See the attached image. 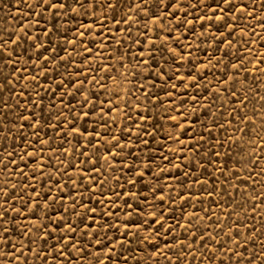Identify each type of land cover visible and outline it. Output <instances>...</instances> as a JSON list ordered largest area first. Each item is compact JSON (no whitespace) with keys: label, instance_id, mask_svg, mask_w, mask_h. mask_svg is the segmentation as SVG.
<instances>
[{"label":"rangeland","instance_id":"374dc122","mask_svg":"<svg viewBox=\"0 0 264 264\" xmlns=\"http://www.w3.org/2000/svg\"><path fill=\"white\" fill-rule=\"evenodd\" d=\"M36 2L37 0H23L22 3L17 0H0V35L7 38L8 33L21 34L20 29L24 25H30L29 34L40 37L39 41L29 40L22 48H17L20 61L15 67H25L27 71L20 73L25 77L38 71L46 72L48 77L46 79L39 76L40 89L33 84L25 87L26 79L16 82L14 77H11L13 84L9 85L4 77L11 71V67L0 62V82L5 85L0 94V160H4L5 152H14L12 159L16 160L15 166L8 164V170L0 171V189L7 183L8 190L12 192L4 208L9 205L21 208L25 203L31 207L32 201L28 198H35L36 193L42 194L39 200L41 208L44 204L43 194L56 197L59 204L61 197L57 189L61 190L63 205L59 211L53 205L48 209V217L55 219L56 216H66L69 222L77 226L72 242L79 241L82 251L76 252L72 244H69L71 255L65 253L53 261L49 255L54 251L52 245L56 249L61 245L52 239L44 253L48 255V264H94L96 251L101 252L98 259L104 260L103 253L112 249L114 244L116 247L110 264H123L124 257L128 258L127 264H136L137 260L140 264H176L177 254L180 256V264H220L221 260L223 264H236L237 256L233 252L239 253L241 246L246 249L243 257L250 258V253H258L264 242V150L261 149V139L256 136H252L251 140L248 135L239 139L241 133L237 129L244 128L245 124L240 123L237 116L247 115L254 121V124L248 125V132L251 133L254 127L256 133L264 137V131L261 130V121L264 119V100H261V96H264V74L254 68L261 54H264V47L261 46L264 44V27L257 23V20L264 18V8L261 7L264 0H237L238 6L241 3L247 4L248 10L252 11L256 19L247 18L237 22L239 27L233 33L234 46L228 49L230 56H224V44L217 45L215 40L201 35L202 31L217 33L219 25L213 23L209 29V21L200 19L202 14L205 17L211 15L209 8L214 7L217 0H181L184 10H177L175 16H171L169 14L172 9L169 8L168 13L162 17V26L159 22L153 25L152 17L145 18L142 11L134 13L123 7L130 0H120L115 20L112 12L105 10L101 14L99 7L95 15L87 10V15H76L74 20L67 16L55 19V25L62 26L63 38L57 35L56 28L53 27L54 18L50 12L44 13L40 24H36L40 9L31 7ZM192 3H197L196 9L190 7ZM133 15L138 22L120 23L117 26V20ZM247 16L248 12L245 11L243 17ZM145 21L148 28L146 33ZM80 24L92 26L83 38L79 35ZM245 24L250 28L248 36L240 33V27ZM48 27H53L51 46L47 45V38L41 31ZM219 30L223 31L222 28ZM73 36L81 43H64V40H72ZM105 36L107 39H104ZM12 38L15 39V35ZM149 40L153 43L149 44ZM36 43L48 47V52L44 55H53V48L56 49L57 56L65 57L66 53L70 55L65 60H50L43 68L37 69L33 63L35 50L28 48L29 44ZM85 48L92 49L90 56L83 51ZM171 48H175L176 52H169L168 49ZM40 51H43V47ZM232 55L243 57V70L232 69L228 62ZM30 56L32 60H29ZM209 57H212L211 64ZM219 57L224 58L218 64L216 59ZM253 57L256 59L253 60ZM145 60L148 61L147 65L143 63ZM39 63L43 64V59ZM259 67L264 70V64ZM234 72L238 82L225 83L228 74ZM191 77H195V80ZM61 80L67 85L63 87L67 108L59 103L61 93L56 91V82ZM173 84L176 85L175 89ZM77 85L81 87L79 92L75 91ZM232 90L238 92L240 100L248 96L250 102L246 107L232 96ZM21 91L24 95H20ZM38 91L44 97L42 113L41 101L36 95ZM52 91H56L55 96H51ZM69 92L73 95L68 96ZM85 96L88 97V104L81 108ZM193 97L196 99L193 100ZM5 102L10 107L6 108ZM32 104L36 107L33 108ZM90 107L91 114L86 120L77 118L74 121V126H81L85 135L73 138L65 121H72L73 117H78V114L88 111ZM61 108L63 111L58 114ZM109 108L111 111H108ZM29 112L41 119L38 132L28 127V124L36 123L34 119L24 121L17 118L21 113L28 116ZM253 112L256 114L253 115ZM141 116L145 119L141 120ZM173 117L177 119L173 120ZM57 121L59 125L54 128ZM22 124L25 125L23 128ZM181 124L184 131H181ZM96 132L101 133L100 137H96ZM89 133L91 144L87 139ZM113 136L122 137L119 144L123 145V151H120L119 146L113 149L112 144L116 142L109 143ZM28 140L35 141L34 147L26 144ZM40 140H48L49 143L41 145ZM33 150L35 163L45 164V175H37L35 180L31 178L35 164L25 155V151ZM113 151L119 153L115 159L112 158ZM85 152L87 156L83 154ZM217 152L220 153L219 156L213 155ZM20 156H24V160L18 159ZM104 156H108L107 161ZM97 159L95 167L100 170L98 172L92 166ZM69 161L71 167H67ZM4 162L7 163V160ZM146 164L148 167H145ZM177 164L180 165L178 169L174 167ZM13 167L16 170L10 171ZM21 172L27 175H21ZM137 173L143 175L137 176ZM185 173L190 174L188 179H185ZM49 175L55 186L49 183ZM69 176L71 180L68 179ZM78 176H82V179L77 180ZM193 180L207 183L201 185L193 183ZM65 184L67 188L64 187ZM28 185H32L35 192ZM205 190L211 191L212 195L207 196ZM132 193L136 194L135 198ZM169 195L174 199H169ZM161 196L164 197L163 203ZM179 196L185 197V200L179 199ZM73 199L77 205L83 200L90 210L95 208V215L91 211L83 217L75 215L71 206ZM125 199L128 204L133 205L132 209L125 205ZM0 203H3V192H0ZM65 208H68L67 213ZM157 208L163 210L165 228L168 224L174 226L173 232L167 235L162 232L158 237L155 235L154 220L147 226L142 223L145 219H152L147 214ZM83 212V207L75 208V213ZM129 212H132L131 216ZM13 215L15 212L9 211V216ZM89 215L92 216V221L88 220ZM81 218L85 223L92 224L87 233L96 228L94 221L99 220L103 225V228L97 229L96 239H90L85 233L84 224L80 223ZM189 218L199 229L197 241L201 234L205 237L204 244L193 243V248L197 251L191 253L187 249L191 231L185 233L176 226L177 223L184 225ZM32 219V216H27L26 219L17 216L12 226H16L21 220L26 226H30ZM155 219H159V216ZM43 221L41 214V222ZM124 221H131L127 236L122 235ZM137 222L141 223L139 232L135 226ZM108 225L112 227L109 228ZM53 227L54 225H50L49 231ZM82 233L85 234L82 236ZM233 233H238L239 238ZM43 234L41 230L40 235ZM60 234L59 231L52 232L53 237ZM145 235L157 245L156 256L152 255L153 249L148 243L140 242L137 238ZM174 236L182 239L186 247L180 249L177 242V246L169 252L165 248V241L173 244ZM209 236L213 237L210 241ZM2 239L0 237V241ZM97 239L108 247L98 246ZM9 240L7 249H11L12 245L28 244L27 238L17 237L14 233L10 234ZM119 240L125 241L123 247L117 243ZM234 240H237V245L233 244ZM85 242L87 246H84ZM28 246L39 248L40 241ZM228 249H233V252ZM5 251V244L0 242V252ZM206 253H214L211 260ZM25 254L28 264H40V257L34 258L30 251ZM9 259L12 264H23L24 257L22 255L17 262L15 253L0 256V264H8Z\"/></svg>","mask_w":264,"mask_h":264},{"label":"snow or ice","instance_id":"6c2138e0","mask_svg":"<svg viewBox=\"0 0 264 264\" xmlns=\"http://www.w3.org/2000/svg\"><path fill=\"white\" fill-rule=\"evenodd\" d=\"M18 3H22L23 0H17ZM31 7L33 8H38L40 9V11L37 13V20H36V24L39 25L41 22V18H43V14L46 12H50V15L53 19V27L56 28L57 31V35L62 37L61 34V30H62V26H56L55 25V19H62L63 17L67 16L70 19H75L76 15H87L88 11L87 10H91V12L93 13V15H95L97 8L99 7L100 9V13L103 14V12L105 10H108L110 12L113 13V20L116 19L115 17V13L118 11L119 7H120V0H37V2L32 5ZM123 7L127 8L128 10L134 12V13H139V12H143V16L145 18L151 16L152 17V24L156 25L158 22L159 24L162 26L163 25V15L165 13H168V9L171 8L172 12L169 14L171 16H175L176 11L177 10H184V6L181 2V0H130V2L126 5H123ZM191 8L196 9L197 8V3H192L190 5ZM262 8H264V5H261ZM85 10V11H81V10ZM154 9V10H153ZM209 10L211 11V15L210 16H204L203 14L200 16L201 21L207 19L209 21V29L212 28L213 23L219 25V28H222L223 31H220L219 28L217 29V33H213L212 31H207L206 33L204 31L201 32V35H207L209 38L213 39L216 41L217 45L219 44H224L225 48L222 50L224 52V56H230V53L228 52V49L234 46V40H233V33L236 31L237 27H239L238 25V21L241 19H247V18H251V19H256V17L253 16L252 11L248 10V5L245 3H241L237 4V0H217V2L215 3L214 7H210ZM247 11L248 12V16L247 17H243V13ZM218 13V14H217ZM126 15V14H125ZM95 22V21H93ZM130 22H138L137 21V17L135 15L133 16H126V18H122L121 20H117L116 24L117 26L120 23H125V24H129ZM68 21H65V24H67ZM189 23H191V21H189ZM257 23L261 24L262 27H264V18L257 20ZM30 25H24L23 28L20 29L21 34H16V33H8L7 34V38H5L4 35H0V62L5 63L6 66L11 67V71L8 73V75L6 77H4V80L7 82V84L11 85L13 84V79H11V77H14L16 82H19L21 80H27V84H25V87L28 86V84H33L34 87L40 89L41 86L38 83L39 81V76H44L46 79L47 77V73L46 72H37L36 74H31L28 77H25L24 75L20 74L23 72H26L27 69L25 67H21V68H16L15 65L17 63H19L20 61V56L17 55V48H22L23 44L29 40H35V41H39L40 37L39 35L33 37L29 34L28 29H29ZM53 27H48L47 30L41 29V31H43V35L45 38H47V45L51 46V35L53 32ZM91 24H80L78 25V29H81L79 31V35L81 38H83L86 35V31H90L91 30ZM201 28L203 29V23L201 24ZM68 29H64V31H67ZM145 33L148 31L147 28V22L145 21V28H144ZM153 31H155V29H153ZM250 31L249 25L245 24L243 27H240V33L243 36H248V33ZM143 34V33H142ZM13 35H15V39H13ZM97 35L99 36V33H97ZM170 35V33H169ZM114 38V37H113ZM104 39H107V37L105 36ZM177 39H179V37H177ZM259 39V37H258ZM65 44H71V45H78L81 43V41L77 40L75 38V36H73L72 40H64ZM119 43V42H118ZM137 43H140L139 40H137ZM153 41L149 40V44H152ZM247 43V42H245ZM262 47H264V44L261 45ZM43 47V51H40V49ZM29 49H34L35 50V60L33 61L35 67L37 69L43 68L50 60L55 62L57 60H65L67 59L68 55L66 53L65 57H60L55 55L56 49L53 48V55L49 56V55H44V53L48 52V47H44L39 43L36 44H29L28 45ZM66 51L65 49H61ZM217 50H220L219 48H217ZM83 51H86L88 53V55L90 56L92 54V49L91 48H85ZM169 52H176L175 48H171L168 49ZM23 53H21L22 55ZM181 57L183 58V54H180ZM151 58V57H150ZM224 57H219L216 59V63H221V61L223 60ZM41 59H43V64L39 63V61H41ZM85 59H87V57H85ZM253 60L256 59V57L252 58ZM29 60H32V57H29ZM236 60L237 62L233 63L232 61ZM212 62V57H209V64H211ZM229 63H231V67L233 70H243L244 68V63H243V57H239L237 58L236 56L232 55L228 61ZM251 62V61H249ZM27 63V61L25 62ZM143 63L145 65L148 64V61H143ZM264 64V54H261V58L257 61V63L254 65V68L256 71H261L262 74H264V70L260 69V65ZM123 66V65H121ZM58 67V65H57ZM206 67V66H204ZM227 67V64L225 65V68ZM105 71H107V68L105 69ZM160 71L162 72L163 69H160ZM235 75L236 73H231L228 74V79L227 81H225V83H231V84H235L238 81L235 79ZM247 78V77H246ZM113 79L115 80L116 77H113ZM192 80H195V77H191ZM55 82V81H53ZM181 82H183L182 78H181ZM56 91H60L61 95L59 97V103L63 106V108H67L68 104L64 103V96H65V92L63 91V87H67V85H64L63 80H61L60 82H56ZM5 87L3 82H0V94H2V90ZM173 89L176 88V85L173 84L172 85ZM187 87V86H186ZM42 90V89H41ZM81 90L80 85H77L75 88L76 92H79ZM251 89H249L250 91ZM9 91H11V89H9ZM56 91H52L51 92V96H55L56 95ZM217 91H219V89H217ZM46 95L48 93H45ZM232 96L236 97L237 100H239V103L244 105L245 107L247 106V103H249V98L248 96H245L243 98V100L239 99V94L237 91L232 90ZM20 95H24V92L21 91ZM38 99L41 101L40 104V110L41 113L43 112V99L44 97L42 95H40V92L38 91L36 93ZM68 96H72L73 93L69 92L67 93ZM118 95V94H117ZM196 98L193 97V100H195ZM261 100H264V96H261ZM49 103H51V100H49ZM70 103V101H69ZM86 104H88V97L85 96L83 98V103L80 105L81 108H83ZM181 104H183V100H181ZM21 107H23V105H19ZM54 106V105H53ZM5 107L8 108L10 107V105L7 104V102H5ZM32 107L35 108L36 105L32 104ZM63 108L58 110V114L62 113ZM91 107L89 108L88 111H84L83 113L78 114V117H73L72 121H65L66 127L69 129L70 134L73 136V138H75L76 136H82L85 135V132L82 131L81 126H74V121L78 118L80 120H86L87 117L91 114ZM104 109H101V112H103ZM108 111H111V108L108 109ZM262 111H264V105H262ZM256 113L253 112V115H255ZM69 115H71V109H69ZM177 115H179V109L177 110ZM18 119L24 120V121H29L34 119L36 121V123H30L28 124V127L34 129L36 132L39 131V126H41V119L39 116L35 115L32 112H29L28 116H24L23 113H21L18 117ZM187 118V117H185ZM141 120H144L145 117L141 116L140 117ZM177 117H173V120H176ZM237 120L240 123H244L245 127L244 128H239L237 129L240 133L241 136L239 137V139H243V137L245 135L249 136V139H252V136H256L257 139H261L262 143H261V149L264 150V137H260L256 131L255 128H252L251 133L248 132V125L249 124H254V121H252L247 115L244 116H237ZM47 124V120L45 119L44 121V126H46ZM59 125V121H57L56 125H53V127H58ZM261 125L262 128L261 130L264 131V119H262L261 121ZM25 125H21V128H23ZM222 127V126H221ZM181 131H184V127L181 124ZM93 132H95V129H93ZM45 135H47V133H45ZM96 137H100L101 133L96 132L95 133ZM88 139V143L91 144L92 142V138H91V134L89 133L87 136ZM120 139H122V137H116L113 136L111 141H109V143H112V141H115L116 143L112 144L113 149H115L117 146H119L120 151H123V145L119 144ZM231 139V138H229ZM37 140H39V137H37ZM78 142V141H77ZM34 143L35 141L32 140H28L26 141V144L28 146H33L34 147ZM41 145H45L48 144L49 141L48 140H40ZM99 143V142H97ZM235 143V142H234ZM105 151H107V149H105ZM84 155L87 156V153H83ZM119 153L116 151L112 152V158L115 159V157L118 155ZM253 155L255 154V148H253ZM15 155L14 152H5L4 153V160H7V163L4 162V160H0V165H2L3 167H0V171H5L8 170V164H12V165H16V160L12 159V156ZM25 155L29 158L30 161H32L35 164V167L32 169V176L31 178L33 180L36 179L37 175L43 177L45 175L43 169L45 167V164L43 162L41 163H35V151L33 150L32 152H27L25 151ZM213 155L215 156H219L220 153H214ZM18 159L20 160H24V156H20L18 157ZM105 161L108 160V156H104ZM165 159H167V157H165ZM57 162L59 163L60 160L59 158H57ZM98 162L97 160L93 161V170L94 171H100L99 169H97L95 167V164ZM87 163V161H86ZM71 162L69 161L67 167H71ZM25 167H27V164H25ZM67 167H65L64 171H67ZM145 167H148V165L146 164ZM174 167H176L177 169L180 167V165H175ZM15 167H13L10 171H15ZM57 171H60V169H56ZM84 171H87L86 169ZM223 174V173H222ZM234 174V173H233ZM21 175H27V173H23L21 172ZM143 173H137V176H142ZM189 173H185L184 177L185 179L189 178ZM69 180H71V176L68 177ZM82 179V176H78L77 180ZM48 180L49 183H51L53 186H55V182H53L51 180V176H48ZM136 181H129V183H135ZM193 183H200L201 185L207 183V181H192ZM73 183H76V181H73ZM182 186V185H181ZM29 188L32 189L33 192H35V188L32 185H28ZM65 188H67V184L64 185ZM13 190L15 189V185L12 186ZM50 191V189H49ZM0 192H3V203H0V237H2V241L6 246V251L5 252H0V256H10L13 253H15V259L17 260V262L20 261V257L23 255L24 259H23V264H28V257L25 254L26 252H32L34 254V258L40 257V264H48V255H45L44 253L47 251L48 247H49V242L52 239H55L56 244H60L61 247L59 249L55 248V245H52V248L54 249L53 252L49 253V255L52 256L53 261H55L59 256H63L65 253H68V255L70 256L71 253L69 252L68 249V245L72 244V248L76 251V252H81L82 251V247L80 246V242L77 241L75 243L72 242V237L75 235L76 231H77V226H75L73 223L69 222L66 218V216H56L55 219H50L48 217V209L52 208L53 205H55L57 211H59L60 207L63 205V195L61 193V190L58 188L57 189V193L58 195H60L61 199H60V203H57L56 197H51L48 196L47 194H43V199H44V204H43V208H41V204L39 203V200L42 196L41 193H36L35 194V198L33 197H29L28 199L32 201V206L28 207V204L25 203L21 206V208H14L12 205H9L8 208H4V204H8V198L9 196L12 195V192H10L8 190V186L7 183H5V187L3 189H0ZM205 194L207 196H211L212 193L211 191H207L205 190ZM70 195V193H69ZM179 195V194H178ZM132 196L135 198L136 194L132 193ZM22 197H17V199H21ZM119 198V197H117ZM169 199H174L171 195H169ZM179 199L181 200H185V197L183 196H179ZM197 199H199V197H197ZM161 203H163L164 201V197L161 196L160 197ZM125 205H127V207L129 209L133 208V205L128 204L127 199L124 200ZM71 206L73 209V212L75 215H78L80 217H83L84 215H86L89 211L92 212L93 215H95L96 209L92 208L91 210L84 205L83 200L80 201L79 205H77V202L73 199L71 201ZM77 206L83 207L84 212L83 213H75V208ZM38 210H40L38 212ZM9 211H13L15 212V215L13 216H9ZM65 213L68 212V208L64 209ZM141 211H143L141 209ZM41 214L44 217V221L41 222ZM207 214V213H206ZM103 215V213L101 214ZM114 215V214H113ZM132 215V212H129V216ZM149 215L152 219H145L142 221L143 225L147 226L149 224L153 223V220L155 221V235L158 237L162 232L164 235H167L168 233L173 232V228L174 226L171 224L167 225V228H165V216L163 213L162 209H154L152 212H150ZM17 216H21L24 217L25 219L27 218V216H32L34 217V219L31 220L30 222V226H26L24 224V221L21 220L16 226H12L13 222L16 221V217ZM157 216H159V219H155ZM89 221H92V216L89 215L88 217ZM80 223L84 224V229H85V233L89 236L90 239H96V231L97 229H101L103 228V225L100 224L99 220L94 221V223L96 224V228L93 229V231L91 233H87V229L92 227V224L90 223H85L84 219L81 218L80 219ZM129 223H131V221H124L123 222V228H124V232L122 233V235L127 236L129 235L128 233V225ZM217 227H219V222L217 221ZM50 225H54V227L51 229V231H49V226ZM136 228H137V232H139L141 230V223L137 222L136 223ZM178 227L182 228L183 231L185 233H188L189 231H191V240L189 241V243L187 244V249L188 251L194 252L197 251V249L193 248V243H199V244H204L205 243V237L204 235H200L199 240L197 241L196 237L197 234L199 232V229L197 228L196 225L192 224L191 218L187 219L184 225H180L179 223H177ZM25 227L27 228V230H24ZM109 228L112 227V225H108ZM41 230H43V236L40 235ZM59 231L61 234L57 235L55 237H53L52 232H56ZM15 234L17 237H25L28 239V244H20V246H16V245H12L11 249H7V244L10 243L9 240V236L10 234ZM85 233H82L81 235L83 236ZM234 235H237V239L238 237V233H233ZM140 242H146L148 243L149 247L153 249L152 255L156 256L157 252H158V247L157 245L149 238L148 235L143 236L142 238L137 237ZM213 239V237L209 236V241ZM174 243L173 244H168L165 241V248L168 249V251L170 252L172 250L173 247L177 246V242H178V247L180 249H184L185 243L182 239H179L178 237H173ZM37 241H40V247L39 248H30L28 245H34L37 243ZM96 243L98 246H100L101 248H107L108 245L106 243H104L102 240L97 239ZM117 243L123 247L125 241L124 240H119L117 241ZM130 243V241H129ZM234 245H237V240L233 241ZM87 246V243L85 242V245ZM116 245H113L112 249H109L108 252L103 253L105 259L104 260H99L98 257L101 255V252L99 250L96 251L95 253V257H94V264H110L111 260H112V252L115 249ZM125 251H127V249H125ZM229 252H233V249H228ZM246 251V249L241 246L240 247V252L239 253H235L233 252L234 255L237 256V260H236V264H241V261H243V264H264V242L261 243V247H260V251L258 253L256 252H252L250 253V258L249 257H243V253ZM208 255V259L211 260L212 259V255H214V253H206ZM127 257L123 258V264H127ZM231 259V257H230ZM8 264H12V260L9 259L8 260ZM136 264H140V261L137 260ZM176 264H180V256L179 254H177V260H176ZM220 264H223V261H220Z\"/></svg>","mask_w":264,"mask_h":264}]
</instances>
